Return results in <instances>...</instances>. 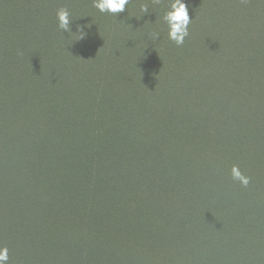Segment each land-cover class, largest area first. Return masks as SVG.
Segmentation results:
<instances>
[{
	"label": "trees",
	"instance_id": "16d2710c",
	"mask_svg": "<svg viewBox=\"0 0 264 264\" xmlns=\"http://www.w3.org/2000/svg\"><path fill=\"white\" fill-rule=\"evenodd\" d=\"M171 2L160 0L153 6L157 20H164ZM29 3L19 12L0 5V101H4L0 103V166L5 170L0 173V248L7 247L8 264H199L198 257L206 264H264V239L260 246L251 236L252 230H264V221L251 222L256 215L264 217V28L253 22L244 33L247 38L237 31L243 46L234 62V79L221 90L223 102L215 113L199 117L198 126L207 125L212 117L220 121L237 117L240 130L229 141L232 148L243 150L239 157L229 160L224 155L219 163L201 166L212 192L220 196L206 199L186 190L188 178L191 183L199 181L200 173L195 161L177 146L182 141L194 144L197 133L177 129L180 143L166 139L151 144L148 135L158 133L159 120L149 119L147 98L144 104L124 89L119 94L114 89L140 62L137 43H130L132 35L123 24L133 16L101 13L91 0ZM185 3L189 17L196 20L200 15L213 19L212 8L220 10L224 5L218 0ZM60 9L68 10L74 24L82 20L91 27L87 41L77 42L72 33L58 28ZM258 16L250 15V23ZM232 19L243 22L235 10ZM196 37L190 42L193 55L212 60L216 41ZM161 48L167 51L165 45ZM103 53L109 62L95 61ZM93 62L101 65L91 74L83 71V63ZM150 65L157 71L165 64ZM202 75L198 71L196 82L175 76L169 92L157 100L164 98V105L171 107L180 99L171 91L203 88L208 77ZM107 98V104L99 102ZM106 116H113L114 126L103 137L107 129L103 123L112 124ZM127 117L138 123L128 122ZM19 134L20 144H13ZM120 139L125 141L123 151L113 144ZM176 157L183 170L177 181L171 179ZM234 165L249 178L247 187L232 179ZM221 200L231 201L230 209L239 208L241 218L228 217L208 241L207 215L195 213L207 206L212 214L217 208L213 204ZM135 209L143 218L133 216L137 224L132 221L128 226L125 213ZM192 229L193 234L188 233ZM196 236L201 238L200 247Z\"/></svg>",
	"mask_w": 264,
	"mask_h": 264
},
{
	"label": "rangeland",
	"instance_id": "374dc122",
	"mask_svg": "<svg viewBox=\"0 0 264 264\" xmlns=\"http://www.w3.org/2000/svg\"><path fill=\"white\" fill-rule=\"evenodd\" d=\"M57 0H46V3L55 2ZM83 2H88L89 0H79ZM160 1V0H159ZM220 3L223 1L224 5L220 10H212L210 11L213 19L209 17H200L196 20L194 18H190L191 22L188 26L189 35L185 38L183 45L177 46L173 41L168 38V25L164 20H157L155 13H153V6L158 3L156 0H129L128 5L124 12L131 14L133 18H128V23H123L129 34L132 35L130 43H137L138 49L140 51V62L138 63V69L134 72H130V75L125 77V81L122 82V85L116 86L114 89L117 90V94L124 89V93L131 95L135 100L146 102V98L148 103L150 104V117L155 121L159 120V131L158 133H153L152 135L149 133V142L152 144H156L155 142H162L163 140H169L171 143L179 142L181 139L178 137V133H174L177 129H192L191 132H196L198 136H194V144H185L184 141L180 143L181 145H177L182 149V154L185 156H190L192 160L195 161L198 171L200 173V180L194 183L190 182L188 178V183L186 186V190L191 195H196L198 197L210 198L219 200L220 196L212 192L211 182L209 178H207V174L205 170L201 167L203 165H207V163H215L216 161L219 163L220 159L226 155L229 160L231 158L239 157V152L243 151L242 149H235L231 147V143L229 138L233 133L239 132V128L236 125L237 117H225L226 119L220 121L218 119H212L209 121L207 125L198 126L199 117L205 114L211 115L215 113L216 107L222 105L220 102L221 99V90L225 87V85L231 82L235 76V66L234 62L239 53H241L240 48L243 46L241 43L242 37L237 35V31L243 35V37L247 38L244 34L246 31H250L252 23L253 25H257V28H264V0H218ZM93 3V0H91ZM29 0H21L17 3L16 0H0V5L10 6L7 10H13V8H17L19 11H24V9L29 7ZM146 6L148 12L145 14L141 11V8ZM234 8L232 9V7ZM217 7V6H214ZM235 10L240 15V22L235 19H232V11ZM255 13L260 14L255 20L251 21L248 19L250 15H254ZM144 17V21L141 18ZM263 17V18H261ZM131 23L130 20H134ZM29 21L25 20V22ZM164 21L165 24H160ZM77 23L82 24V20H78ZM204 26V27H203ZM206 28V29H205ZM75 28L73 32H75ZM163 31H166L163 38H159L162 35ZM158 34L157 39H152V34ZM190 35L196 36H208L213 38L216 43L213 47V59L200 60L197 59L190 49L191 40H195L196 36H193L191 39ZM127 35L124 34L123 37ZM75 42V39L72 38ZM129 43V44H130ZM167 47V51L161 47ZM218 46L217 49H214ZM168 47H175L178 50L171 51ZM66 48V47H65ZM57 51H59L58 45L56 47ZM180 49V50H179ZM63 53L62 49L60 50ZM99 60V62L105 63L108 60L105 58L104 53L100 56L95 57V61ZM109 62V61H108ZM150 62H154L156 64L164 63L163 67H159L157 71H153L152 68L154 65H150ZM92 64H84L82 66L83 71H87L88 73H93L94 68L97 65H101L96 63L94 66ZM152 67V68H151ZM19 68L16 66V69ZM198 71L201 73L207 74V79H205V83L203 88L196 87H188L185 90H172L171 93L175 92L180 99H175L176 102L171 103V107H166L163 102L158 101V95L164 96L169 92L170 84L169 82L172 79L181 74L183 77H188L189 80L196 82L198 77ZM202 75V76H203ZM156 82L158 84H156ZM225 91V90H224ZM30 95L32 98L35 97V93L31 92ZM99 95V94H98ZM96 96L99 98V96ZM109 98L100 100L103 104H107ZM234 103L236 102L235 97L231 99ZM4 102L3 100L0 103ZM46 105L42 103V107ZM114 109H112L113 113ZM43 112V111H41ZM13 114V113H12ZM17 118H20L16 113H14ZM171 115V116H170ZM21 116V113H20ZM247 116V114H246ZM110 119L112 124L103 123V128L105 129V133H103V137L106 134H109V127L114 126L113 116H106ZM135 119L137 117L134 115ZM55 121V116L53 117ZM27 119H31L30 116H27ZM128 122L138 123V121H130L131 117H127ZM241 117H238L240 120ZM32 120H35L34 118ZM121 121V120H120ZM119 124V122H118ZM147 124L153 125L150 120H148ZM14 125V124H13ZM12 125V126H13ZM120 126V124H119ZM135 126V125H134ZM126 127V124L123 125V128ZM192 127V128H191ZM103 130V129H102ZM221 131L224 132V135H221ZM22 134H19L16 139H14V143H19ZM75 137V136H72ZM80 137H76V142L83 143ZM118 141V142H116ZM113 144L118 146V149L122 146L121 151L125 149L124 140H116ZM190 141V140H189ZM20 144V143H19ZM171 146H175L172 144ZM163 148L164 145H161ZM2 149V147H1ZM174 150H165L166 154L173 153ZM161 154V151H160ZM171 179H176L182 175L183 170L180 169V161L179 157L172 158L171 162ZM10 168V167H8ZM5 172L4 168L0 166V173ZM7 173V172H6ZM188 175V174H187ZM2 175H0L1 180ZM20 178L19 180H21ZM171 192L172 191V188ZM48 192V189L45 188ZM174 193V192H173ZM175 196V195H174ZM182 198V197H181ZM183 200V198H182ZM175 204L177 203L175 198ZM217 206L214 213L209 214L207 211V206H203L196 210L195 214H203L207 215V232L209 234L208 241L210 240L212 234L215 230L220 231V225L223 221L230 216L234 218L238 217L242 214V211L239 208L230 209L232 206V202L229 200L222 201L219 203L213 204ZM253 210V208H250ZM217 211V212H216ZM215 216L217 221L214 220ZM133 216L142 217V214L138 211V209L127 211L125 213V219L127 221L128 226L131 225ZM257 216V220L252 223L255 225H260L264 221V217ZM143 218V217H142ZM144 218V222H145ZM134 224H137L134 222ZM193 234V229L188 231ZM247 234L249 231L246 232ZM251 236L254 241L261 246L262 240L264 239L262 233H264L263 229H256L255 231H251ZM249 235V234H248ZM201 238L200 236H196V247H200ZM214 244L208 245L209 247H213ZM205 246V245H204ZM188 249L187 245L179 244V248ZM246 257H243L245 260ZM199 264L208 263L207 260H203L201 257L197 258Z\"/></svg>",
	"mask_w": 264,
	"mask_h": 264
},
{
	"label": "clouds",
	"instance_id": "9594fccd",
	"mask_svg": "<svg viewBox=\"0 0 264 264\" xmlns=\"http://www.w3.org/2000/svg\"><path fill=\"white\" fill-rule=\"evenodd\" d=\"M159 2V0H156ZM129 0H93V6L101 13L118 14L125 11ZM143 13H147L146 6L141 8ZM58 28L64 32L72 33L76 37V41H87L91 27L87 23H73L67 9L57 11ZM164 21L168 25V38L177 46L183 45L185 38L189 35L188 26L191 22L189 17V9L185 0H172L169 10L164 14ZM75 26V32H73ZM158 34H152V39H157ZM232 179L238 181L242 186L247 187L249 178L241 173L238 166L231 169ZM9 255L7 247L0 248V264H8Z\"/></svg>",
	"mask_w": 264,
	"mask_h": 264
}]
</instances>
